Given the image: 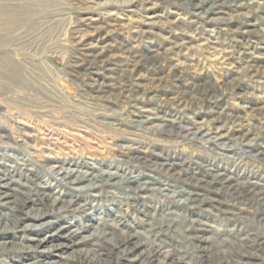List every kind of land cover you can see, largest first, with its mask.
<instances>
[{"label":"rangeland","instance_id":"374dc122","mask_svg":"<svg viewBox=\"0 0 264 264\" xmlns=\"http://www.w3.org/2000/svg\"><path fill=\"white\" fill-rule=\"evenodd\" d=\"M0 178V264H264V0H0Z\"/></svg>","mask_w":264,"mask_h":264},{"label":"bare ground","instance_id":"6f19581e","mask_svg":"<svg viewBox=\"0 0 264 264\" xmlns=\"http://www.w3.org/2000/svg\"><path fill=\"white\" fill-rule=\"evenodd\" d=\"M13 23L9 22L7 23L6 27L8 26H12ZM13 29V28H12ZM83 177V176H82ZM102 177V176H101ZM108 177V176H107ZM112 177V176H111ZM84 178V177H83ZM81 178V179H83ZM1 181H5L3 180L2 178H0V182ZM39 182V181H38ZM13 183H16L17 185H20V183L18 182H15L13 180ZM92 184V183H91ZM8 185V184H7ZM7 185L5 186H0L1 187H8ZM24 185V184H23ZM14 187V186H13ZM1 190V189H0ZM8 194V193H7ZM14 196V195H13ZM29 195H27V200H29ZM12 196L10 194L8 195H2L0 197V201L3 203H1V205H4V206H11L10 209L12 210H16V204L18 203V201H15L13 199H11ZM19 198V197H18ZM58 198V197H57ZM61 199V198H60ZM60 199H55L54 200V204L57 203V205H63L62 208H64V202L61 201ZM20 200V199H19ZM49 200V199H48ZM20 202V201H19ZM22 202V200H21ZM26 202V200L24 201ZM22 202V203H24ZM63 202V203H62ZM66 206V205H65ZM19 208V207H18ZM41 209V208H39ZM30 210V208L28 209ZM62 210V209H61ZM54 211V210H53ZM27 212V210H26ZM29 212V211H28ZM31 212V211H30ZM44 212V211H43ZM55 212V211H54ZM11 214V213H10ZM30 214V213H29ZM31 214H34L33 211L31 212ZM10 216V215H9ZM43 216L44 214L43 213H39L37 212V214H34V217L31 219L33 221H40L41 219H43ZM3 217V215H2ZM0 217V219L2 218ZM5 218V222L2 223V221H0V227L3 226L4 229H7L8 227V218L7 216L4 217ZM11 220V219H10ZM31 225V224H30ZM41 225H37L36 228H40ZM31 228V226H28V228ZM33 227V226H32ZM12 229V228H10ZM98 232H100V237L99 239H95L93 236H95L96 234H99ZM98 232H95V235H91V236H82L78 231L76 234H80L81 237L79 238L80 240L78 241L79 244L81 245H84V246H88L89 249L85 250V251H81L79 253H81L80 255L76 254V255H71V256H66V257H63V255H61L62 253L61 250L65 249L61 246H48L44 252H42L44 255H46L47 253L49 255H55L56 258L60 257V260L59 262L58 261H50V262H46L44 264H110V261H111V253H116L117 256L120 258L122 254L128 256L129 258L134 254V253H138L139 250L143 247V244L141 242H137V239L135 238L136 236H130V237H127V235H124V236H121L120 235V238H110V234L106 233V232H103V231H98ZM114 234V233H113ZM118 234V233H117ZM73 235V234H72ZM113 236V235H112ZM53 237V236H52ZM116 237V236H115ZM119 237V236H118ZM51 239V236L49 237H46L42 240L40 239H33L32 241H34L36 243L35 246L33 247H25L24 249L25 250H28V251H31V252H34L36 250H39L40 248H43V246L45 247V245H47L48 243H51L49 242ZM53 241V239H52ZM130 241V242H129ZM77 242V241H76ZM127 243H129V247L128 248H124L127 246ZM243 247V246H242ZM20 249V248H19ZM2 250V249H1ZM241 250V248H240ZM112 251V252H111ZM244 251V250H243ZM248 251V250H247ZM108 252V253H107ZM121 253V254H120ZM62 256V257H61ZM141 256H143V254H139L137 256L136 259L140 260ZM223 258V257H222ZM54 259V258H53ZM79 259V260H78ZM62 260V261H61ZM40 262V261H39ZM38 262V263H39ZM142 262V261H141ZM43 263V262H42ZM114 263V261H113ZM116 264V263H115Z\"/></svg>","mask_w":264,"mask_h":264}]
</instances>
